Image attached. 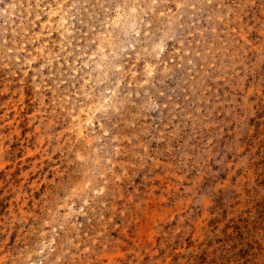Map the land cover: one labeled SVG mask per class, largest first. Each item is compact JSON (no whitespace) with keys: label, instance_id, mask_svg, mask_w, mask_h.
I'll return each mask as SVG.
<instances>
[{"label":"rangeland","instance_id":"374dc122","mask_svg":"<svg viewBox=\"0 0 264 264\" xmlns=\"http://www.w3.org/2000/svg\"><path fill=\"white\" fill-rule=\"evenodd\" d=\"M0 264H264V0H0Z\"/></svg>","mask_w":264,"mask_h":264}]
</instances>
